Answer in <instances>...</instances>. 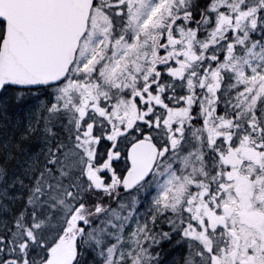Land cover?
Returning a JSON list of instances; mask_svg holds the SVG:
<instances>
[{"label": "snow or ice", "instance_id": "obj_1", "mask_svg": "<svg viewBox=\"0 0 264 264\" xmlns=\"http://www.w3.org/2000/svg\"><path fill=\"white\" fill-rule=\"evenodd\" d=\"M0 264H264V0H0Z\"/></svg>", "mask_w": 264, "mask_h": 264}]
</instances>
